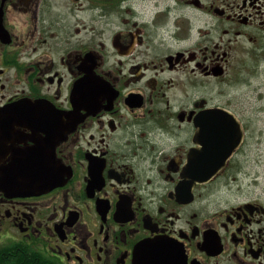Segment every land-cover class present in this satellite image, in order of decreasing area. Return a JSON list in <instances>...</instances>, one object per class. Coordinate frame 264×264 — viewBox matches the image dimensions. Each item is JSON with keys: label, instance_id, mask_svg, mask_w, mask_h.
Listing matches in <instances>:
<instances>
[{"label": "flooded vegetation", "instance_id": "obj_1", "mask_svg": "<svg viewBox=\"0 0 264 264\" xmlns=\"http://www.w3.org/2000/svg\"><path fill=\"white\" fill-rule=\"evenodd\" d=\"M263 51L264 0H0V264H264Z\"/></svg>", "mask_w": 264, "mask_h": 264}, {"label": "rangeland", "instance_id": "obj_2", "mask_svg": "<svg viewBox=\"0 0 264 264\" xmlns=\"http://www.w3.org/2000/svg\"><path fill=\"white\" fill-rule=\"evenodd\" d=\"M234 95L236 104H241L251 116L252 127V173L251 183L264 187V51L246 59L239 75L224 87ZM250 179L246 178L244 183Z\"/></svg>", "mask_w": 264, "mask_h": 264}, {"label": "water", "instance_id": "obj_3", "mask_svg": "<svg viewBox=\"0 0 264 264\" xmlns=\"http://www.w3.org/2000/svg\"><path fill=\"white\" fill-rule=\"evenodd\" d=\"M237 130V129H235ZM204 169L207 171V173L205 174V176L203 177H189L188 178V182L189 183H193L195 181H206L209 180L210 178H212L213 174L218 170L217 167H207L206 163Z\"/></svg>", "mask_w": 264, "mask_h": 264}]
</instances>
